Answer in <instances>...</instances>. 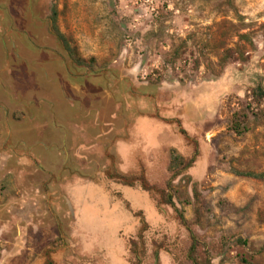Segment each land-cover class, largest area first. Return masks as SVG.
<instances>
[{
    "label": "rangeland",
    "instance_id": "374dc122",
    "mask_svg": "<svg viewBox=\"0 0 264 264\" xmlns=\"http://www.w3.org/2000/svg\"><path fill=\"white\" fill-rule=\"evenodd\" d=\"M258 86L264 0H0V264H264Z\"/></svg>",
    "mask_w": 264,
    "mask_h": 264
},
{
    "label": "trees",
    "instance_id": "16d2710c",
    "mask_svg": "<svg viewBox=\"0 0 264 264\" xmlns=\"http://www.w3.org/2000/svg\"><path fill=\"white\" fill-rule=\"evenodd\" d=\"M56 18H57V11L56 7L52 5L50 9V14H49V22H50V32L55 36L57 41L60 43L62 46L63 50L66 52V54L72 59V61L80 65L83 63V61L76 56L74 49L70 46L69 41L66 39V37L61 33L57 26H56ZM253 96L257 99L264 100V88L261 86H258L253 89L252 91ZM167 122H174L178 126V132L183 136V138L190 143L193 146V154L189 158H185L178 152H176L175 149L170 150V158H169V165H168V170L171 173L170 178H176L180 175H182L188 168L192 166V164L195 162L197 156H198V148H197V143L194 139L190 138L186 131L181 127L180 122L177 119L173 120H167ZM236 129V128H235ZM253 176H257L254 174H249ZM264 172L262 174H259L258 176H263ZM111 177L117 178L120 180L124 185L132 186L134 181H138L140 187L144 191H149L153 189L154 187L149 185L148 182L146 181L145 177L141 174L139 175L136 179L135 178H129L124 175H112ZM161 191V190H160ZM161 196L164 197V202L166 204H169L173 206L172 201H171V196L169 194H164L163 191L160 192ZM198 193L194 192V197H197ZM178 218L181 221V223L184 225V218L181 214H178ZM190 240L191 244L188 250V258L190 260L191 264H199L196 260V238L195 236L190 233ZM204 264V263H203Z\"/></svg>",
    "mask_w": 264,
    "mask_h": 264
}]
</instances>
